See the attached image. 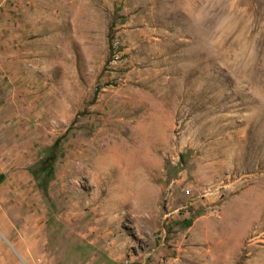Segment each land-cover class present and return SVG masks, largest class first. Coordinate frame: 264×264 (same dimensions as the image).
<instances>
[{
    "label": "rangeland",
    "instance_id": "obj_1",
    "mask_svg": "<svg viewBox=\"0 0 264 264\" xmlns=\"http://www.w3.org/2000/svg\"><path fill=\"white\" fill-rule=\"evenodd\" d=\"M0 233L27 264H264V0H0Z\"/></svg>",
    "mask_w": 264,
    "mask_h": 264
},
{
    "label": "water",
    "instance_id": "obj_2",
    "mask_svg": "<svg viewBox=\"0 0 264 264\" xmlns=\"http://www.w3.org/2000/svg\"><path fill=\"white\" fill-rule=\"evenodd\" d=\"M0 235L2 236V234L0 233ZM3 237V236H2ZM3 239L5 240V242L11 247V249L18 255L19 259L24 263L27 264L25 262V260L15 251V249L10 245V243L3 237Z\"/></svg>",
    "mask_w": 264,
    "mask_h": 264
},
{
    "label": "bare ground",
    "instance_id": "obj_3",
    "mask_svg": "<svg viewBox=\"0 0 264 264\" xmlns=\"http://www.w3.org/2000/svg\"><path fill=\"white\" fill-rule=\"evenodd\" d=\"M124 155V154H123Z\"/></svg>",
    "mask_w": 264,
    "mask_h": 264
}]
</instances>
